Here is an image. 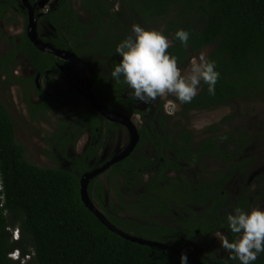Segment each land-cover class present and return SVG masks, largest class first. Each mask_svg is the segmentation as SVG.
Wrapping results in <instances>:
<instances>
[{"label":"trees","instance_id":"16d2710c","mask_svg":"<svg viewBox=\"0 0 264 264\" xmlns=\"http://www.w3.org/2000/svg\"><path fill=\"white\" fill-rule=\"evenodd\" d=\"M80 3L79 9L74 0H57L38 20L48 21L54 29L49 39L45 37L47 41L85 62L99 102L110 111L128 117L141 116L140 138L134 149L103 173H108L112 186H121L133 199L130 205L139 213L136 217L144 216L153 222L155 218L156 222L122 217L118 206L110 207L102 173L89 183L92 202L101 207L94 203L109 222L123 231L144 238L155 232L158 236L152 240L195 256L199 255L181 244L197 245L220 228H226L231 235L229 241H234L236 234L229 230L228 214L236 208L264 209V171L253 184L249 182L255 168L263 165L262 155L253 150L259 134L234 128L222 132L221 125L231 117L227 116L211 125L209 135L195 143L192 131L182 120L194 110H211L238 100L255 101L264 94V0H81ZM15 9L24 13L17 0H0V33L1 20L8 11L16 13ZM161 18L167 20L164 33L172 40L167 51L177 57L179 68L210 47L206 58L216 62L220 73L215 95H210L207 85L201 82L191 103L182 104L174 97L180 117L175 122L174 116L164 112L161 96L140 107L131 90L110 75L121 59L116 46L131 34L132 26L151 28ZM178 29L190 33L187 47L175 38ZM18 39L12 37L10 50L0 54V73L10 77L23 55L37 73L55 69L62 75L58 64L67 63L78 69L72 61L35 47L27 31ZM74 92L78 97L76 106L82 96ZM37 94H41L42 101L29 102L33 112L62 105L38 88ZM61 126L62 131H57L54 137L57 151L70 161L71 169L39 166L27 159L26 148L16 140L14 117L0 102V264H180V256L174 252L131 241L110 230L82 199V175L99 167L96 162L101 141L94 144L95 136L103 127L115 129L121 125L90 104L85 114ZM86 130L90 131L92 141L81 155H70V143L75 144ZM212 160H217L222 168L207 171L205 166ZM190 164L198 165L206 176H192ZM171 172L175 175L170 176ZM117 191L122 204L124 193ZM226 208L229 210L225 211ZM15 228L20 231L19 240L12 238ZM16 249L20 260L9 256ZM209 255L210 259L216 257L213 249ZM201 260L211 264V260ZM223 263L239 264V261L224 258ZM255 264H264V253Z\"/></svg>","mask_w":264,"mask_h":264},{"label":"rangeland","instance_id":"374dc122","mask_svg":"<svg viewBox=\"0 0 264 264\" xmlns=\"http://www.w3.org/2000/svg\"><path fill=\"white\" fill-rule=\"evenodd\" d=\"M17 2L20 3V6H22L23 9L27 8L24 4L21 5V0H17ZM56 2L57 0H47L44 4L38 5L37 7L31 6V11L36 14L46 13ZM80 2L81 0H74V3L79 9L81 4ZM118 9L119 7L117 6L114 8L115 11ZM15 12L16 13H14L13 10L6 12L7 17L1 20L3 31L0 33V54L2 55L8 52L12 47L10 39L16 36V40H19V36L27 30L29 24L27 19L28 12H17V9H15ZM36 14L34 17L37 16ZM38 19L39 16L36 19L39 37L41 39H44V37L49 39V37L53 35L54 29L52 25L46 20L44 22H40ZM166 22L167 20L161 18L157 22H154L153 25L151 24V29H157L164 33ZM165 36H167L170 44H172L171 37L167 34H165ZM210 50L211 48L208 47L199 55L194 57L198 59L201 54L206 57ZM191 60L192 59H190V62ZM18 61L19 64L16 66L10 77H8L6 73H0V102H2L9 109L14 117L16 122V140L26 148V157L30 162L42 167H61L71 169L70 161L59 155L60 153L57 151V144L54 137L57 131H62L61 125L63 123L68 124L77 119L79 115L85 114L91 104L87 99L81 97L78 104L75 106V102L78 97L75 94L74 89L76 90L75 86H78L79 83H81L82 87L85 86L84 76L81 70H75L74 66L68 63V72L75 78V84H72L66 76H60L56 73L48 72L40 75L41 79L38 81V88L37 81L35 78L31 77V75L33 76L35 72L29 59L22 56L18 59ZM190 62L185 67L180 68L182 70V74L186 75L190 72ZM17 68L19 70L18 74H16ZM200 87L201 84L199 86V90ZM37 88L39 90L45 89V93L47 95L54 96L58 99L63 96L64 98H62L64 99V103L56 108V112L51 111V107L46 110L40 109L37 112H33L34 109L30 107L29 102L34 104L41 102L37 96ZM174 97L175 96L172 94L161 96L164 111L168 114L171 113L170 115H174L172 122H175L180 118L177 113L179 105ZM143 106L144 103H141L140 107ZM227 116L231 117L221 125L222 132L234 128L245 129L249 132L259 134V136H257L258 141L255 148L253 146V150L258 155H262L261 162L263 165L256 167L251 174L249 182L253 184L256 176H258L260 172L264 171V94L258 97L255 101L238 100L234 101L230 105L219 106L211 110H194L189 113L188 118L183 117L182 121L192 131L195 143H200L201 140L209 135L207 132L210 129V126L220 123V121ZM131 120L137 128L139 141L140 134L138 128H140L142 124V118L140 115L134 114L131 116ZM71 134L72 139L74 140V133ZM75 137H77V134ZM95 137L94 144L101 141V146L98 151L99 161L96 162L99 167L103 166V164L112 156L125 149L127 145H129L131 139L129 130L125 124H123L120 128L115 129H106L103 127L102 131ZM91 141L92 137L90 131H83L82 134L78 136L75 144L71 145L70 143L68 147L70 155H81L86 149L87 144ZM190 165L189 173L192 176H195L196 174L202 175L203 177L206 176V171L203 173L198 165ZM219 168H222V165L217 160H212L205 166L207 171H213ZM170 175L173 174L171 173ZM101 179H103L107 188L106 197L109 206L111 207V204L118 206L121 210L119 211L120 216L137 221L145 222L148 220L144 216L136 217L139 213L133 210L130 205L133 202V199L130 198L125 191H123L121 186L116 187L111 185V182L108 180V173H102ZM145 179H148L147 175L145 176ZM117 190H121L124 193L122 204L120 203V199L117 195ZM140 190H142V188ZM93 203L98 206L95 201ZM154 221L156 222L155 218ZM155 222L152 221V223ZM167 223L171 222L167 221ZM225 234L228 239L227 233L222 230V232H218L214 236L206 238V240H199L200 242L198 243V248L208 249V247H213L212 249L214 250L219 252L223 251L221 254L222 257L224 255L225 257H229L230 253L222 247V240L225 238ZM155 236H158V234L153 232V234L150 233L148 237H145H147L146 239L150 238L152 240L157 238ZM184 245L189 249L194 250V248H196L193 244L187 243Z\"/></svg>","mask_w":264,"mask_h":264},{"label":"clouds","instance_id":"9594fccd","mask_svg":"<svg viewBox=\"0 0 264 264\" xmlns=\"http://www.w3.org/2000/svg\"><path fill=\"white\" fill-rule=\"evenodd\" d=\"M175 38L187 47L190 33L178 29ZM169 47L170 41L162 31L134 24L131 34L116 46V54L121 59L111 71V78L122 81L131 90V96L145 104L166 94L174 95L182 104L191 103L201 82L207 85L210 95H215L220 79L216 62L201 54L198 59L192 58L190 72L185 75L178 67L177 57L167 51ZM227 222L231 233L236 234L234 241L222 240V247L230 253L229 259L238 260L239 264H255L257 257L264 253V209L236 208L228 214ZM15 230L12 231L13 239ZM13 252L9 256L20 260L11 256ZM180 264H188L184 253L180 256Z\"/></svg>","mask_w":264,"mask_h":264},{"label":"water","instance_id":"95a60500","mask_svg":"<svg viewBox=\"0 0 264 264\" xmlns=\"http://www.w3.org/2000/svg\"><path fill=\"white\" fill-rule=\"evenodd\" d=\"M46 1L47 0H42L41 1L42 3H40V4L42 5ZM38 16L39 15L34 17V14L32 12L29 13V24L27 27V35H28L30 41L33 43V45L35 47L43 50V51L52 52L53 54H55L56 56H58L62 59H66V60H69V61L76 63L79 66V68H80V70L84 76V82H85V86H83L81 89V95L85 99H87L99 113H101L104 117H106L110 121L125 124L129 130V133H130V138H131L130 143L122 151L121 154L112 158L110 161L105 163L103 166L98 167L92 171L86 172L82 175V177H81V195H82L83 201L99 217V219L102 221V223L104 225H106L110 230H112V231L118 233L119 235L123 236L124 238L129 239V240L134 241V242L141 243V244L159 247V248L174 252L179 256H181V254L184 253L187 255L188 260H191L197 264H203L197 260H194L193 257L188 255L186 252H184L180 249H177V248L173 247L172 245L166 244L164 242L146 239V238H143L140 236H134L132 234H129V233L123 231L122 229L116 227L111 222H109L108 219L105 217V215L92 202V200L89 196V192H88V186H89L90 181L95 176L105 172L106 169L111 164L123 159L128 154H130V152L134 149L136 143L138 142L137 128H136L134 122L131 120V117L110 111L103 103H101L97 100V98L95 96V91H94V82H93L90 70L87 67V65L85 64V62L80 57H78L73 52L55 48V47H53V45H51L49 43H45L42 41V39L39 37L38 32H37L36 19Z\"/></svg>","mask_w":264,"mask_h":264},{"label":"flooded vegetation","instance_id":"af4514ba","mask_svg":"<svg viewBox=\"0 0 264 264\" xmlns=\"http://www.w3.org/2000/svg\"><path fill=\"white\" fill-rule=\"evenodd\" d=\"M42 0H21V5H23L24 4V6H26L27 8L25 9H23V7L22 6H20V3H19V6L21 7L20 9L22 10V11H24V12H28V20H29V13L30 12H32L31 11V6H34V7H37L38 5H41L40 3H42L41 2ZM18 2H20V1H18ZM29 8V9H28ZM51 8H49L48 9V11L50 10ZM47 11V12H48ZM46 12V13H47ZM33 14H34V16H35V12H32ZM46 13H38V14H36V15H39V17H40V15H45ZM27 31V30H26ZM44 40V41H43ZM42 41L43 42H48L49 44H51L49 41H47L46 39H45V37H44V39L42 38ZM45 42V43H46ZM52 45V44H51ZM54 47V46H53ZM56 48V47H55ZM39 49V48H38ZM41 50V49H40ZM62 50V49H61ZM43 51V50H42ZM66 51V50H65ZM45 52H49V51H45ZM52 53V52H51ZM24 56V55H23ZM20 57H22V56H19V58ZM24 57H26V56H24ZM27 58V57H26ZM63 60H66V59H63ZM30 61V60H29ZM66 61H69V60H66ZM71 62V61H70ZM74 63V62H73ZM68 64V63H67ZM67 64H58V67H59V69L61 70V73H62V76H66V78L72 83V84H75V78L73 77V75L72 74H70L69 72H68V67H67ZM76 64V63H75ZM32 65V64H31ZM78 66V65H77ZM32 67H33V65H32ZM33 69H34V67H33ZM15 70V69H14ZM77 71H80V68H79V66H78V69H76ZM14 72V71H13ZM34 72H35V69H34ZM49 72H52V73H56V74H58V75H60L61 76V74L58 72V70H55V69H52V70H50ZM19 73V70H18V68L16 69V74H18ZM46 73H48V71L46 72ZM40 75H42L41 73H37V72H35L34 74H33V76L31 75V77L32 78H35V80L37 81V87L39 88V84H38V81H39V79H41L40 78ZM72 75V76H71ZM73 77V78H72ZM76 87V90L75 91H77L78 93H79V95L80 96H82L81 95V89H82V86H81V83H79V85L78 86H75ZM39 90V89H38ZM39 91H43L44 93H45V89H41V90H39ZM45 95H47L46 93H45ZM37 96L39 97V100L40 101H42V97H41V94H37ZM47 96H50V95H47ZM51 97H54V96H51ZM63 97V96H62ZM83 97V96H82ZM64 98V97H63ZM54 99H56L57 100V102L58 103H60V104H63L64 102H63V100H61V98L60 99H58V98H56V97H54ZM59 107V106H58ZM144 107V106H143ZM51 111H54V112H56L57 111V109H50ZM165 112V111H164ZM166 113V112H165ZM121 114V113H120ZM167 115H170V114H168V113H166ZM123 115V114H122ZM134 115V114H133ZM132 115V116H133ZM135 115H139V114H135ZM170 116H174L173 114L172 115H170ZM115 123H119V122H115ZM121 126L123 125V124H121V123H119ZM70 137L72 138V134H70ZM90 143V142H89ZM88 143V144H89ZM88 144H87V146H88ZM87 146H86V148H87ZM86 150V149H85ZM84 150V151H85ZM124 150V149H123ZM122 150V151H123ZM83 151V152H84ZM122 151H120L119 153H117L116 155H114V156H112L110 159H109V161L112 159V158H114V157H116V156H118L119 154H121L122 153ZM108 161H106L105 163H107ZM104 163V164H105ZM103 164V165H104ZM173 174V175H170V174ZM169 175L170 176H174L175 175V173L174 172H171ZM256 185V184H255ZM255 192H256V190H255ZM229 209L228 208H226L225 209V211H228ZM222 230H224V232L225 233H227V236H228V240H229V238L231 237V235L230 234H228L229 232H228V230L226 229V228H220V229H218L217 231H215L214 233H212V234H210L209 235V237L208 238H210V237H212V236H214L215 234H217L218 232H222ZM225 238H226V234H225ZM203 240H206V238L205 239H203ZM201 241V240H200ZM199 243V242H198ZM184 244H187V243H182L181 245H182V247L184 248V249H187V250H189V251H191L192 253H196L197 255H199V256H195L194 254H190V253H187L186 251H184V250H182V249H180V250H182V251H184V252H186L188 255H190L191 257H193V259L194 260H197V261H199L200 263H203V264H210V263H206L205 261H202L201 259H206L207 261H209V260H211V264H228V263H223V261H224V257H225V255L222 257L221 256V254H222V252L223 251H217V250H214L215 251V255H216V257H214V259H210V255H209V252L212 250V248H209L208 247V249H203V248H198V244L197 245H195V244H193V243H188V244H193L194 246H196V248H194V250L193 249H189V248H186L185 247V245ZM191 247V246H190ZM220 253V254H219ZM201 258V259H200ZM225 258H229V257H225ZM190 263H192V264H197V263H195V262H193V261H191V260H188Z\"/></svg>","mask_w":264,"mask_h":264},{"label":"built area","instance_id":"2783aa9c","mask_svg":"<svg viewBox=\"0 0 264 264\" xmlns=\"http://www.w3.org/2000/svg\"><path fill=\"white\" fill-rule=\"evenodd\" d=\"M19 236H20V232H19V230H15L14 233H13V237H14V239H18ZM11 256H12L13 258H15V259H19V258L21 259V256H20V253H19L18 250L14 251V252L11 254ZM28 257H29V256H27L26 258L22 259V262L24 263Z\"/></svg>","mask_w":264,"mask_h":264}]
</instances>
